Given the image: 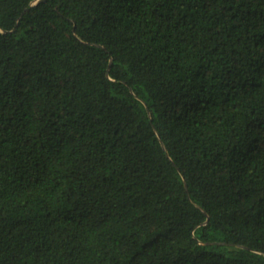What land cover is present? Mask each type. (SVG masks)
Listing matches in <instances>:
<instances>
[{
  "label": "trees",
  "instance_id": "trees-1",
  "mask_svg": "<svg viewBox=\"0 0 264 264\" xmlns=\"http://www.w3.org/2000/svg\"><path fill=\"white\" fill-rule=\"evenodd\" d=\"M0 264H264V0H0Z\"/></svg>",
  "mask_w": 264,
  "mask_h": 264
}]
</instances>
